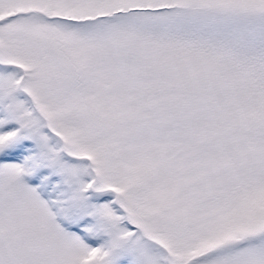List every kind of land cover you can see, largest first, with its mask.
Here are the masks:
<instances>
[{
    "label": "snow or ice",
    "instance_id": "1",
    "mask_svg": "<svg viewBox=\"0 0 264 264\" xmlns=\"http://www.w3.org/2000/svg\"><path fill=\"white\" fill-rule=\"evenodd\" d=\"M0 264H264V0H0Z\"/></svg>",
    "mask_w": 264,
    "mask_h": 264
}]
</instances>
